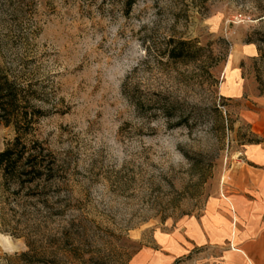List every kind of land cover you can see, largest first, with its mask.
<instances>
[{"label":"rangeland","instance_id":"rangeland-1","mask_svg":"<svg viewBox=\"0 0 264 264\" xmlns=\"http://www.w3.org/2000/svg\"><path fill=\"white\" fill-rule=\"evenodd\" d=\"M1 85L0 153L44 169L0 167V264H264V200L230 199L262 142L264 0H0Z\"/></svg>","mask_w":264,"mask_h":264},{"label":"crops","instance_id":"crops-1","mask_svg":"<svg viewBox=\"0 0 264 264\" xmlns=\"http://www.w3.org/2000/svg\"><path fill=\"white\" fill-rule=\"evenodd\" d=\"M256 49L253 45H246L241 50V56L238 61L247 57H254ZM242 68L237 63H229L227 67V77L223 88V95L230 99H240L243 96ZM261 105L264 108V98H261ZM248 118L255 127V132L262 138V142L249 146L245 151L244 160L237 177L232 179V193L230 195L231 206L238 209L244 204V200L256 199L264 200V109L258 115L250 112ZM246 210L252 208L253 204L245 202ZM234 208V207H233ZM256 261V259H251Z\"/></svg>","mask_w":264,"mask_h":264},{"label":"trees","instance_id":"trees-1","mask_svg":"<svg viewBox=\"0 0 264 264\" xmlns=\"http://www.w3.org/2000/svg\"><path fill=\"white\" fill-rule=\"evenodd\" d=\"M4 86H0V110L4 111L5 109H9L13 105V99L12 97L3 96ZM25 121V120H24ZM23 133V132H20ZM17 142V141H16ZM24 152L23 148H18V145H13V148H7L3 152L0 153V167L3 169V173L5 175H12L16 168L17 164L20 160L23 159ZM35 154H29L24 158L25 162H27V165H22L21 169L28 170L27 175H32L35 177V174H40L43 172L44 166H39V161L37 160ZM38 165V166H37ZM45 171V170H44ZM46 172L49 173L47 170Z\"/></svg>","mask_w":264,"mask_h":264},{"label":"clouds","instance_id":"clouds-1","mask_svg":"<svg viewBox=\"0 0 264 264\" xmlns=\"http://www.w3.org/2000/svg\"><path fill=\"white\" fill-rule=\"evenodd\" d=\"M0 240H3V241H10L11 240V237L9 236H6L2 233H0ZM7 251V249H5ZM9 254H11V252H9Z\"/></svg>","mask_w":264,"mask_h":264}]
</instances>
